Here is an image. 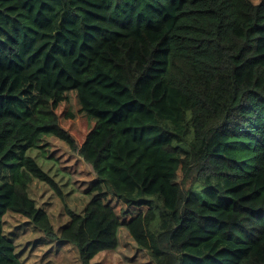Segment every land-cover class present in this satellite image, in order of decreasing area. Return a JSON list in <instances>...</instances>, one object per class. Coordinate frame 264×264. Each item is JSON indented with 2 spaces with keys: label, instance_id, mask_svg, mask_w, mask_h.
I'll list each match as a JSON object with an SVG mask.
<instances>
[{
  "label": "trees",
  "instance_id": "16d2710c",
  "mask_svg": "<svg viewBox=\"0 0 264 264\" xmlns=\"http://www.w3.org/2000/svg\"><path fill=\"white\" fill-rule=\"evenodd\" d=\"M44 135L94 173L58 227ZM7 211L80 264L122 226L155 264H264V0H0V264H24Z\"/></svg>",
  "mask_w": 264,
  "mask_h": 264
},
{
  "label": "rangeland",
  "instance_id": "374dc122",
  "mask_svg": "<svg viewBox=\"0 0 264 264\" xmlns=\"http://www.w3.org/2000/svg\"><path fill=\"white\" fill-rule=\"evenodd\" d=\"M33 154L45 168L56 174L63 199L50 186L37 181L35 188L30 189V196L50 212L58 227L65 223V218L59 216L60 200L81 208L85 204L82 190L93 179L94 173L65 142L53 135L42 136ZM2 224L4 234L13 239L15 252L24 264H80L77 251L69 242L47 237L24 215L7 211ZM117 238L116 248L101 252L91 264H155L148 252L137 246L125 227L118 228Z\"/></svg>",
  "mask_w": 264,
  "mask_h": 264
}]
</instances>
